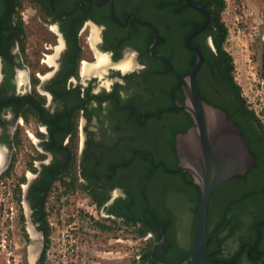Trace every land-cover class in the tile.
Instances as JSON below:
<instances>
[{"label": "flooded vegetation", "instance_id": "1", "mask_svg": "<svg viewBox=\"0 0 264 264\" xmlns=\"http://www.w3.org/2000/svg\"><path fill=\"white\" fill-rule=\"evenodd\" d=\"M202 2L0 0V208L28 251L39 233L47 256L48 199H73L68 206L94 214L105 260L94 264L118 254L127 264L130 226L147 229L151 263L191 264L200 194L178 165L177 137L193 122L175 74L196 61L185 44L206 21L192 7L206 11ZM207 25L188 41L202 55L197 93L238 128L254 165L213 191L204 264H264V116L237 92Z\"/></svg>", "mask_w": 264, "mask_h": 264}, {"label": "rangeland", "instance_id": "2", "mask_svg": "<svg viewBox=\"0 0 264 264\" xmlns=\"http://www.w3.org/2000/svg\"><path fill=\"white\" fill-rule=\"evenodd\" d=\"M225 9L222 21L227 28V38L224 50L233 61V78L240 88L246 105L250 106L259 115L264 116V87L260 88L257 75V63L254 39L259 28L264 23V8L260 0H224ZM3 197H0V204ZM57 198L48 199L47 226L49 229L48 251L45 260L38 250L34 260L30 251L21 239L11 237V222L5 219L4 208H0V264H94L104 262L97 257L92 239L95 229L91 222L94 217L78 209L72 200L63 206ZM82 202L80 201V204ZM9 203H6L8 206ZM80 211V213H77ZM189 228L193 219L187 213ZM138 226L129 227L127 235V264H144L141 261L147 253L151 239L146 235H139ZM6 236V238H4ZM5 239L6 243H3ZM2 245H5L3 248ZM40 245H42L40 240ZM120 254L113 264H121ZM108 262V260L106 261Z\"/></svg>", "mask_w": 264, "mask_h": 264}, {"label": "water", "instance_id": "3", "mask_svg": "<svg viewBox=\"0 0 264 264\" xmlns=\"http://www.w3.org/2000/svg\"><path fill=\"white\" fill-rule=\"evenodd\" d=\"M192 7L204 14L206 21L186 39V47L196 53L195 63L185 74H175L181 81L185 97L182 107L193 122L186 134L177 137L176 152L179 167L192 176L200 194L194 222L193 247L187 262L204 264L209 239L206 230L209 199L222 182L233 176H244L254 165V159L238 128L227 120L225 113L206 104L197 93L195 74L200 67L202 55L197 48L190 47L188 41L207 25L210 17L203 7L193 4ZM171 70L174 73L172 68ZM34 237L29 249L33 257L41 250L40 234L36 233Z\"/></svg>", "mask_w": 264, "mask_h": 264}, {"label": "trees", "instance_id": "4", "mask_svg": "<svg viewBox=\"0 0 264 264\" xmlns=\"http://www.w3.org/2000/svg\"><path fill=\"white\" fill-rule=\"evenodd\" d=\"M202 4L205 6L206 11L208 12L210 16V21L206 27L208 29V34L211 35L213 44L218 51L225 69L228 73L233 72V61L232 58L226 51L224 50V43L226 41L228 32L225 24L222 21V13L225 9V1L224 0H203ZM205 21V18L202 17V23ZM237 92H240V88L238 86L235 87ZM139 235L143 236L148 233L147 229L140 228L138 229ZM46 236H49V231L46 234ZM152 247V244L150 245V248ZM150 248L147 251V253L143 254L141 257V261L144 264H153L150 261ZM39 260H45L44 255L40 257Z\"/></svg>", "mask_w": 264, "mask_h": 264}, {"label": "bare ground", "instance_id": "5", "mask_svg": "<svg viewBox=\"0 0 264 264\" xmlns=\"http://www.w3.org/2000/svg\"><path fill=\"white\" fill-rule=\"evenodd\" d=\"M33 256L31 255V258H32ZM34 258V257H33ZM34 260V259H33Z\"/></svg>", "mask_w": 264, "mask_h": 264}]
</instances>
